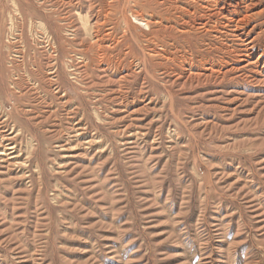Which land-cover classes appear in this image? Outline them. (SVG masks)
Wrapping results in <instances>:
<instances>
[{
  "label": "rangeland",
  "instance_id": "obj_1",
  "mask_svg": "<svg viewBox=\"0 0 264 264\" xmlns=\"http://www.w3.org/2000/svg\"><path fill=\"white\" fill-rule=\"evenodd\" d=\"M206 1L0 0V264H264V12Z\"/></svg>",
  "mask_w": 264,
  "mask_h": 264
},
{
  "label": "bare ground",
  "instance_id": "obj_2",
  "mask_svg": "<svg viewBox=\"0 0 264 264\" xmlns=\"http://www.w3.org/2000/svg\"><path fill=\"white\" fill-rule=\"evenodd\" d=\"M258 1H260V0H258ZM210 2H207L206 5H203L202 6L204 8V13H202L203 14L202 16L205 18L204 20L197 21L198 22L197 23L198 25H192V24L189 23L190 21H188V20H185V23L184 24L191 26V28H194V27L196 28V26H197V28H201L200 30L207 29V28L211 27L212 29L220 30L221 31L220 33H224V34H226L228 36L231 35V36H234V38H236L238 40H242L243 41L242 43H243L244 47L242 49L238 50L240 53H237V55L240 56V58H241L240 61H248L251 58L252 53H253L252 52V50L254 49L253 42H254L255 38L247 39V36L249 35V33H251L254 30L255 27H253L252 29H250L249 32H247V33H245V29H246L247 25L250 23V21L252 19L256 18V16L261 15L262 12H264V10H261L259 12L258 11L257 12H252V9L257 5V1L256 0H240V2H236L235 5L232 3L233 4L232 6L234 8H233V10H229L228 9L229 13H227V11H226V8L227 7L224 6L225 4L223 6H219L220 0H214V1H212L214 4H212ZM242 3H243V8L240 9V5ZM223 19H225V21ZM92 26H94V25H92ZM221 26L223 28H226L227 30H221L219 28ZM228 30H230V31H228ZM234 57H235V55H234ZM262 60H263V68H264V54H261L258 57V59L253 62V64L254 63H260V62H262ZM73 73H74V71H73ZM79 73H81V72H79ZM79 73H77V74H79ZM50 74H53V76H55V78L58 77V74H57V71L56 70L55 71L52 70L50 72ZM56 82L59 83L58 80H56ZM30 110L32 111V109H30ZM11 122L12 121H10V119L8 117L7 118H3L2 112L0 111V156H1L0 157V162L8 161L9 159H17V157H18V155H16L15 153H16V151L18 149V143H19L18 139H19V136H21L22 132H21L20 129H19V131H17V126L15 124H13L11 126ZM5 157H7V158H5Z\"/></svg>",
  "mask_w": 264,
  "mask_h": 264
}]
</instances>
